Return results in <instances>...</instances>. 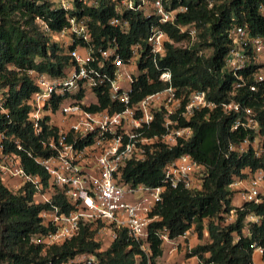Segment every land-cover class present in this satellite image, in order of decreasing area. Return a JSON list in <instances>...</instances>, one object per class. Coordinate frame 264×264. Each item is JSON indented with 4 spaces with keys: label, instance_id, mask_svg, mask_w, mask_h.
Instances as JSON below:
<instances>
[{
    "label": "trees",
    "instance_id": "1",
    "mask_svg": "<svg viewBox=\"0 0 264 264\" xmlns=\"http://www.w3.org/2000/svg\"><path fill=\"white\" fill-rule=\"evenodd\" d=\"M99 4L98 9L84 8L81 12L91 20L93 42L102 46L115 37L126 57L127 47L144 39L153 21L144 19L139 13L131 14V31L120 36L107 24L113 16L112 7L107 0H99ZM172 4L187 7V11L178 16L177 24H193L198 31V42L191 48L178 46L186 41V35L165 26L172 44H166V55L159 67L171 73L172 86L179 92H205L216 107L196 113L188 122L180 120L181 127L191 128L192 136L171 148L156 146L145 162L129 163L122 179L132 185H161L163 167L188 154L204 167L201 190L169 187L164 190L162 202L153 213L160 220L149 226L145 240L148 251L144 253L140 244L124 230L117 233L111 244L108 240L97 241L99 227L92 225L81 227L76 236L61 244L49 247L33 244L32 237L47 231L39 214L51 205L34 203L35 192L30 185L12 192L0 180V264H67L81 254L95 256L97 264H147L148 260L155 264L164 252L157 231L166 229L168 238L175 239L191 228L199 240L206 232L208 241L187 248L186 259L196 258L197 264H253L255 247L264 246V197L259 204L247 203L239 208L232 203L236 192L229 186L237 178L244 179L245 171H264V87L260 86L255 93L246 87L234 90L235 78L224 70V61L231 47L228 38L231 26L245 28L252 37L264 35V0H172ZM77 13L58 9L55 0H0L2 153L18 156L25 173L38 176L44 188L48 186V175L34 158L44 157L47 152L27 122L29 107L26 101L36 91L28 72L50 77L63 74L70 64L69 57L53 41V36L43 31L42 24L51 32H59L66 26L67 15ZM205 49L210 50L209 55L204 54ZM149 74L152 83L140 77L133 85L135 100L164 87L158 80L159 71L151 67ZM230 100L253 109L261 139L259 156L251 146L241 155L230 150L244 140H254V133L249 130H231L236 115H224L220 107ZM106 103V98H101V106ZM153 127L150 136L164 132L159 122ZM14 141H18L20 150ZM52 205L61 206L63 212L70 208L60 196L53 197ZM231 211H234V218L228 222ZM250 215L258 217L259 223L247 222Z\"/></svg>",
    "mask_w": 264,
    "mask_h": 264
},
{
    "label": "built area",
    "instance_id": "2",
    "mask_svg": "<svg viewBox=\"0 0 264 264\" xmlns=\"http://www.w3.org/2000/svg\"><path fill=\"white\" fill-rule=\"evenodd\" d=\"M55 3L66 13L78 12L67 15L66 26L59 32H51L42 24L43 31L53 36L70 64L59 77L29 71L36 91L26 101L27 122L47 152L34 161L47 173L48 186L44 188L38 176L26 174L18 156L3 154L1 144L0 180L10 188L30 185L35 192L34 203L51 205L39 214L47 231L32 237L35 245L61 244L76 236L81 227L92 225L99 227L97 241L106 237L111 244L117 233L124 230L147 253L145 240L150 224L160 220L153 213L162 202L164 190L169 187L199 191L205 170L190 155L184 154L163 167L162 184L155 187L132 185L123 181L122 174L129 163L148 160L156 146L171 148L180 140L187 141L192 130L181 127L179 121L188 122L196 113L216 107L205 92H179L172 86L171 73L159 67L166 55V44H172L165 26L186 35L184 48L198 42V31L193 24H177L178 16L187 7L173 5L172 0H107L113 10L107 24L120 36L131 31V14L139 13L153 21L147 36L129 45L124 57L115 37L102 46L93 42L91 20L81 12L84 8L98 9L99 0H55ZM228 38L231 47L224 70L235 78L234 90L246 87L255 93L260 86L264 87V35L252 37L245 28L231 26ZM151 67L159 71L158 80L164 87L135 100L133 85L140 77L152 83ZM104 97L107 103L103 107L101 98ZM1 101L0 95V105ZM220 107L224 115H236L232 131L242 128L254 133L252 142L244 140L230 150L241 155L251 146L259 156L261 139L253 109L233 100ZM156 122L164 132L150 136ZM14 144L20 150L18 141ZM245 175L229 186L239 194L240 204L236 206L239 208L247 203L259 204L264 197V171L258 169ZM56 196L70 206L67 212L61 206L52 205ZM233 218L234 211H231L227 221ZM246 221L258 224L259 218L250 215ZM157 235L163 245L171 244L175 248L178 238L187 239L188 231L175 239L168 238L166 229L157 231ZM254 253L264 262V246L255 247ZM97 263L95 256L81 254L67 264ZM147 264H151L149 260ZM155 264L163 262L159 258Z\"/></svg>",
    "mask_w": 264,
    "mask_h": 264
},
{
    "label": "crops",
    "instance_id": "3",
    "mask_svg": "<svg viewBox=\"0 0 264 264\" xmlns=\"http://www.w3.org/2000/svg\"><path fill=\"white\" fill-rule=\"evenodd\" d=\"M246 173H247V171H245V174ZM235 192L236 193L234 195L232 203L234 206H238L239 204L237 205V199L239 198V194L237 193V190H235ZM207 241H208V235L206 232H203L202 239L199 240L198 237L196 236L194 229L191 228L188 231L187 239L182 241L180 238H178V244L177 245L183 246V244L186 242L187 248L192 249L193 247L197 246L198 244L203 243V242H207ZM163 248H164V252H163V255L160 259L162 260L163 264H171L172 262L171 263H169V262L177 254V249L173 248V246L171 244H168V246H167V244H164ZM185 264H197V259L196 258L187 259L185 261ZM253 264H264V262L261 260V257L258 254L254 253Z\"/></svg>",
    "mask_w": 264,
    "mask_h": 264
},
{
    "label": "rangeland",
    "instance_id": "4",
    "mask_svg": "<svg viewBox=\"0 0 264 264\" xmlns=\"http://www.w3.org/2000/svg\"><path fill=\"white\" fill-rule=\"evenodd\" d=\"M53 41L56 43V40L53 38ZM185 45V42H182V43H179L178 46H181L183 47ZM204 54L205 55H209L210 54V50H207L205 49L204 50ZM18 183V181H17ZM13 185H16V183H13ZM8 189H10V191L12 192H18V188H10V187H7ZM240 204V200L239 198L237 199V205ZM197 236V235H196ZM107 240L106 237L102 238V243H104L105 241ZM186 242L183 244V246H180V245H174V247L177 249V254L175 255L174 258H172V260L169 262L171 264H185V261L187 260L185 258V253H186V249H187V246H186ZM168 246V245H167ZM171 247V246H170Z\"/></svg>",
    "mask_w": 264,
    "mask_h": 264
}]
</instances>
